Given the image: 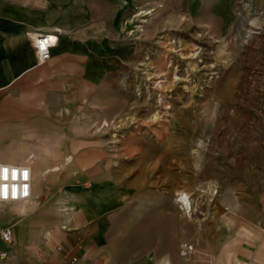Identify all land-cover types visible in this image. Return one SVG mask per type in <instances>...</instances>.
<instances>
[{
	"label": "crops",
	"instance_id": "obj_1",
	"mask_svg": "<svg viewBox=\"0 0 264 264\" xmlns=\"http://www.w3.org/2000/svg\"><path fill=\"white\" fill-rule=\"evenodd\" d=\"M160 2L0 0V162L33 172L31 198L2 223L14 231L13 243L0 240L7 264H192L181 253L184 242L214 250L217 264H264V196L250 207L217 201L203 222L184 219L163 191L136 204L138 182H122L107 147L72 136L65 123L71 112L110 110L121 70L144 57L128 23ZM177 4V25L215 36L232 30L237 0ZM163 7L147 36L166 27ZM47 33L57 42L40 61L35 39Z\"/></svg>",
	"mask_w": 264,
	"mask_h": 264
},
{
	"label": "rangeland",
	"instance_id": "obj_2",
	"mask_svg": "<svg viewBox=\"0 0 264 264\" xmlns=\"http://www.w3.org/2000/svg\"><path fill=\"white\" fill-rule=\"evenodd\" d=\"M161 7L166 27L147 36ZM145 8V20L135 19L142 30L128 28L144 57L121 70L109 111L69 114L71 135L107 147L121 181L138 182L136 204L163 191L181 207L185 191L192 213L181 207L184 219L200 222L212 220L217 201L250 207L264 196V0H237L227 36L175 24L177 0ZM20 204L0 202V224Z\"/></svg>",
	"mask_w": 264,
	"mask_h": 264
},
{
	"label": "built area",
	"instance_id": "obj_3",
	"mask_svg": "<svg viewBox=\"0 0 264 264\" xmlns=\"http://www.w3.org/2000/svg\"><path fill=\"white\" fill-rule=\"evenodd\" d=\"M137 12L128 24H135L136 30L140 29L141 23H135V19L139 21L145 20V17ZM138 21V22H139ZM135 29L131 26L129 32L133 33ZM57 42V36L54 34H41L35 39L40 61L48 59L51 55V47ZM264 111V105H263ZM261 147L264 152V131L261 136ZM32 168L28 164H17L9 162H0V202H24L32 196ZM186 213L191 210L185 208ZM0 240L7 243H13L14 231L10 224H0ZM77 245L81 246V241L78 240ZM61 248V246H58ZM181 253L183 257L192 261V264H217L216 252L212 249H204L192 242H184L182 244ZM10 253L7 249L0 248V264H7ZM67 257V255H66ZM71 261H76L77 256L70 258Z\"/></svg>",
	"mask_w": 264,
	"mask_h": 264
},
{
	"label": "bare ground",
	"instance_id": "obj_4",
	"mask_svg": "<svg viewBox=\"0 0 264 264\" xmlns=\"http://www.w3.org/2000/svg\"><path fill=\"white\" fill-rule=\"evenodd\" d=\"M244 3V2H243ZM245 4V3H244ZM251 5H249L248 7H249V9L250 8H253V7H250ZM254 10V9H253ZM253 12H255V10L253 11ZM199 144L201 145V146H205L206 144H205V142L203 141V140H200L199 141ZM71 159V156H68V158H67V160H70ZM55 168H59V166H55ZM177 199H178V201H180V204H181V207L182 208H187V210H189L190 208H192V200H191V198H190V195L187 193V192H185V191H182V192H180V196H178L177 197ZM186 211V210H185ZM191 212V210L190 211H188L187 213H190Z\"/></svg>",
	"mask_w": 264,
	"mask_h": 264
}]
</instances>
